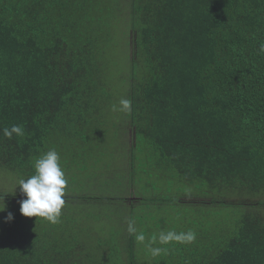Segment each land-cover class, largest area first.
Returning a JSON list of instances; mask_svg holds the SVG:
<instances>
[{"label": "trees", "instance_id": "1", "mask_svg": "<svg viewBox=\"0 0 264 264\" xmlns=\"http://www.w3.org/2000/svg\"><path fill=\"white\" fill-rule=\"evenodd\" d=\"M261 44L264 0H0V181H68L55 224L0 194V264H264Z\"/></svg>", "mask_w": 264, "mask_h": 264}, {"label": "clouds", "instance_id": "2", "mask_svg": "<svg viewBox=\"0 0 264 264\" xmlns=\"http://www.w3.org/2000/svg\"><path fill=\"white\" fill-rule=\"evenodd\" d=\"M259 52L264 54V44H261ZM113 112L131 111V101L121 99L119 106L113 105ZM16 136H23L24 129L20 125H12L10 128L3 129V135L9 139ZM35 172L27 179L19 180V189L25 197L20 201V212L24 217L38 219L43 218L50 223H58L65 206V194L68 181L65 172L60 165V156L57 151L49 150L36 159L34 164ZM6 210L4 204L0 212ZM14 219L11 212L8 213L5 222H11ZM164 240L177 239L191 242L195 239L194 233L176 236L169 233Z\"/></svg>", "mask_w": 264, "mask_h": 264}, {"label": "rangeland", "instance_id": "3", "mask_svg": "<svg viewBox=\"0 0 264 264\" xmlns=\"http://www.w3.org/2000/svg\"><path fill=\"white\" fill-rule=\"evenodd\" d=\"M128 38H129L128 40H131V35L128 36ZM116 40H118V38H116ZM120 45H123V40L121 41ZM129 49H130V47H129ZM127 55H131V51L127 50V46L125 45V46H123V48H121L119 50V54H118L121 67L123 69H126V65H128ZM127 139H128V137H127ZM98 154H99V152H98ZM94 156L99 157L96 154H94ZM107 162L108 161H106V159H102V158L100 159V166H96L97 170L100 169L99 173H102L101 171L105 172V174H109L112 171H113V173L114 172H121V171L126 172L125 169L127 168V165L125 163H123V162L112 163L109 167H107V165H106ZM18 182H19V180H14V179L0 181V194L9 195L11 193H18L20 191ZM128 197L129 196L124 195V198L125 199L127 198V201H126L127 204H129L131 201H135V200H133L134 198H132V197L128 198Z\"/></svg>", "mask_w": 264, "mask_h": 264}]
</instances>
